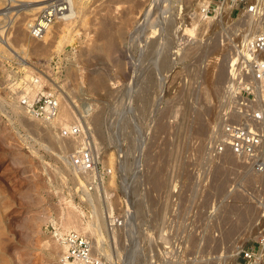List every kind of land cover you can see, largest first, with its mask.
Wrapping results in <instances>:
<instances>
[{
  "label": "rangeland",
  "instance_id": "obj_1",
  "mask_svg": "<svg viewBox=\"0 0 264 264\" xmlns=\"http://www.w3.org/2000/svg\"><path fill=\"white\" fill-rule=\"evenodd\" d=\"M197 6V0H80L71 25L54 22L41 40L26 35L29 14L20 13L8 39L19 56L4 51L11 58L0 59V264L57 263L62 249L51 236L53 221L101 239L98 253L107 264H204L264 230V173L212 151L236 101L228 77L233 47L243 40L235 31L239 16L223 11L182 38ZM37 68L60 103L62 95L70 102L65 124L58 116L44 123L16 105L23 79ZM76 121L110 169L89 196L75 193L63 156L76 142L57 135V127ZM125 192L139 210L140 230L133 245L109 251L106 213L120 210ZM94 207L104 220L100 235L90 230ZM65 213L75 226L63 223Z\"/></svg>",
  "mask_w": 264,
  "mask_h": 264
},
{
  "label": "built area",
  "instance_id": "obj_2",
  "mask_svg": "<svg viewBox=\"0 0 264 264\" xmlns=\"http://www.w3.org/2000/svg\"><path fill=\"white\" fill-rule=\"evenodd\" d=\"M225 6L228 17L239 16L235 29L238 25L244 26L249 19L253 30L233 47L228 79L236 101L221 122L219 139L212 151L217 156L230 153L251 171L264 173V0H200L197 10L208 17L222 11ZM71 10V0L45 1L23 21V29L29 38L41 40L48 27L68 17ZM22 12L19 1L0 0V59L8 57L2 53L7 44L5 36L10 39L9 29ZM48 78L43 69L37 68L23 79L20 93L15 97L18 107L44 123H50L58 116L60 103L58 92ZM57 135L77 145L63 155L75 178V193L89 196L98 192L110 169L100 165L99 150L88 129L76 121L57 127ZM125 194L119 201L120 210L106 213L107 239L103 245L106 250L127 249L133 245L140 230L136 222L137 211L132 203L127 204L128 196ZM80 203L87 201L82 198ZM261 209L264 213V205ZM55 224V221L51 224V236L62 249L55 264H107L98 253L102 244L97 245L85 232L63 229ZM263 261L264 230L255 239L236 243L229 253L221 250L204 264H263Z\"/></svg>",
  "mask_w": 264,
  "mask_h": 264
},
{
  "label": "bare ground",
  "instance_id": "obj_3",
  "mask_svg": "<svg viewBox=\"0 0 264 264\" xmlns=\"http://www.w3.org/2000/svg\"><path fill=\"white\" fill-rule=\"evenodd\" d=\"M12 1H19V5H20V7H21V9H22V11H24L25 12V14H29V15H32V14H34L39 8H40V6H41V4L42 3H44L45 1H48V0H12ZM72 1V10H71V12L69 13V15H68V17H66L65 19H63V20H59L62 24L64 23V24H68V26H69V24L71 23V22H73L74 20L73 19H70L69 20V18H71V17H74L75 19L77 18V15H78V13H79V11H80V0H71ZM199 3H200V0H197V5H199ZM198 7V6H197ZM223 11H225L226 13L228 12V10H227V8H226V6L224 7V9L222 10V11H218V12H216L213 16H208V17H205V16H202L200 13H199V11L197 10V9H195V11H193L192 13L190 12V20L187 22V23H185V24H183V27L181 28L182 30L181 31H183V33L181 34V37L183 38L184 37V35H188V36H192V37H194L195 36V33H196V31H197V29H198V27L200 26H205L206 24H208L209 22H211V21H213V18L214 19H216V20H218V17H219V15H221L222 14V12ZM164 15V14H163ZM141 18V17H140ZM168 26L169 25H174V19L173 18H168ZM71 25V24H70ZM156 25V24H155ZM157 25H159V23H157ZM171 27V26H170ZM199 27V28H200ZM172 28V27H171ZM176 28V27H175ZM202 28V27H201ZM154 30H156V28L154 29ZM180 30V29H179ZM252 31L253 30V24L251 23V21L249 20V19H247L246 21H245V25L244 26H237V28L235 29V31H238V34L240 35L241 33H243L241 36H243V38H245L246 37V35L248 34V33H246V31L247 32H249V31ZM51 31V26H49L48 27V29L46 30V32H45V34H44V36L43 37H45L46 35H47V33L48 32H50ZM234 31V30H233ZM199 35V34H198ZM131 36V35H130ZM155 36V34H153V35H151V36H149V37H154ZM6 37V41H7V44H6V46L4 47L5 49H2L3 50V52L4 51H6V52H8V53H11V54H17L16 53V49L15 48H13L14 46H10V42L8 41V37L7 36H5ZM156 37V36H155ZM196 38V37H195ZM147 40V39H146ZM197 41V40H196ZM107 43V42H106ZM155 43V42H154ZM183 43H185L184 41H183ZM187 43V42H186ZM191 43V42H190ZM108 44H109V42H108ZM189 44V43H188ZM190 45V44H189ZM187 50H188V48H187ZM189 52V51H188ZM187 52V53H188ZM184 53V52H183ZM158 55V54H157ZM159 56V55H158ZM18 57V56H17ZM23 59V58H22ZM224 69V68H223ZM223 72V71H222ZM221 73V72H220ZM228 81H229V79H228ZM230 82V81H229ZM102 83V81H99V83L98 84H101ZM93 84H97V83H93ZM136 84V83H135ZM60 95H62L61 94V92H60ZM62 97H63V100H64V102L62 101L61 103H60V112H59V114H58V118L62 121V123L64 122V124H65V121H66V118L68 117V115L70 114V110H71V105H69V101H68V99H66L63 95H62ZM130 100V99H129ZM69 102V103H68ZM125 111V110H124ZM198 114H200V113H198ZM193 117H195V116H193ZM196 117H198L197 115H196ZM197 120V119H196ZM200 121V120H199ZM198 121V122H199ZM201 124H202V122H201ZM203 127V126H202ZM116 149V148H115ZM140 152V151H139ZM110 154V153H109ZM110 158H113V157H110ZM110 158H108V160L110 159ZM108 160H107V162H108ZM137 160V159H136ZM112 160L110 159L109 160V166H111L112 165V162H111ZM133 162V161H132ZM141 164V163H140ZM147 164V163H146ZM134 165V164H133ZM144 166V165H143ZM152 166V165H151ZM147 167V166H146ZM156 167V166H155ZM112 168V167H111ZM221 168V167H220ZM143 169H144V167H143ZM152 169V168H151ZM222 169V168H221ZM134 170V169H133ZM155 170V169H154ZM153 170V171H154ZM124 172V171H123ZM150 172V171H149ZM156 173H153V174H150L151 176H153L154 175V177H155V179L154 178H152V179H154V181H156V176L158 175L157 174V172L158 171H155ZM222 172V171H221ZM220 173V172H219ZM225 174V173H224ZM132 175V174H131ZM148 175V174H147ZM217 176H219V175H217ZM225 176V175H224ZM113 177H114V175L113 174H111L110 176H109V182H113ZM137 177V176H136ZM223 177V176H222ZM226 177V176H225ZM149 178V177H148ZM151 179V178H150ZM222 180V179H221ZM225 180V179H224ZM223 181V180H222ZM108 183V182H107ZM108 184H110V183H108ZM112 185V184H111ZM131 186V185H130ZM137 186V185H136ZM219 186H220V184H219ZM107 188H108V186H106ZM107 190V189H106ZM127 190H128V188H127ZM143 190V189H142ZM128 191H130V190H128ZM142 192V191H141ZM139 193V192H138ZM107 196V195H106ZM236 199V198H235ZM234 199V200H235ZM131 200V199H130ZM136 200H137V203L139 204H141V197H140V199L139 198H136ZM135 200V201H136ZM237 200V199H236ZM129 201V200H128ZM133 201V200H132ZM140 201V202H139ZM134 202V201H133ZM109 204V206H108V210H110L111 209V203H108ZM129 204V203H128ZM232 204H233V202H232ZM231 204V205H232ZM135 207H136V205L135 204H133ZM231 205H229V206H231ZM237 205V204H236ZM133 206V207H134ZM233 206V205H232ZM238 206V205H237ZM236 206V207H237ZM134 207V208H135ZM229 208H231V207H229ZM234 208V207H233ZM248 208V207H247ZM136 209V211H139L138 210V208H135ZM239 209V208H238ZM240 210V209H239ZM238 210V211H239ZM243 211V210H242ZM229 213H231V212H229ZM241 213V212H240ZM243 213V212H242ZM67 213H65V215H64V220H63V223H65V224H67L68 225V223L70 222V220L72 219L71 217V219H68L69 218V216L68 215H66ZM93 219H92V222H91V224H90V230H91V232H93V231H97L98 232V234L100 235L101 234V228H102V226H103V218H102V216H100L99 214H98V209L96 208V207H94L93 208ZM225 214H227V213H225ZM225 214H224V216H225ZM238 214V213H237ZM229 216H231V215H229ZM63 217V216H62ZM226 217V216H225ZM237 218L239 219V214L237 215ZM69 220V221H68ZM73 221V220H72ZM74 223V222H73ZM71 224V222H70V224H71V227H72V225L73 226H75L74 224ZM66 225V226H67ZM96 227V228H95ZM65 228V227H64ZM67 228H70V227H68L67 226ZM84 228H86V227H83V229ZM159 232V231H158ZM159 235V234H158ZM162 237V236H161ZM160 237V238H161ZM163 238V237H162ZM101 240V239H100ZM99 240V241H100ZM98 240L96 241L97 243V245H99V246H101V243L99 242ZM46 242V241H45ZM45 242H44V244L43 245H45V250L48 252V253H51V251H53L52 249L50 250V248H49V246H50V244H49V246L47 245V243L45 244ZM48 242V241H47ZM49 243V242H48ZM100 243V244H99ZM95 244V245H96ZM110 251V250H109ZM54 252V251H53ZM55 254V253H54ZM105 255L109 258L110 257V252H106L105 253ZM55 256V255H54ZM56 257V256H55ZM58 258H60V255H59V257ZM134 260V259H133ZM58 262V261H57ZM130 262H131V260H130ZM136 263V262H135Z\"/></svg>",
  "mask_w": 264,
  "mask_h": 264
}]
</instances>
